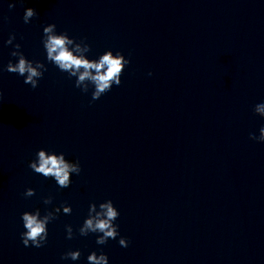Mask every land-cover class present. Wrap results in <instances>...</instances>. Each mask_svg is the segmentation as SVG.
Returning a JSON list of instances; mask_svg holds the SVG:
<instances>
[{"label":"water","instance_id":"water-1","mask_svg":"<svg viewBox=\"0 0 264 264\" xmlns=\"http://www.w3.org/2000/svg\"><path fill=\"white\" fill-rule=\"evenodd\" d=\"M49 24L90 60L123 54L121 84L95 101L93 85L75 87L47 61ZM16 44L47 68L36 89L3 71ZM260 103L264 0H0V264H88L94 251L108 264H264V143L249 139ZM40 150L79 161L69 188L28 167ZM108 200L120 236L98 245L79 228ZM61 204L72 213L48 224L47 244L25 247L22 214Z\"/></svg>","mask_w":264,"mask_h":264},{"label":"clouds","instance_id":"clouds-1","mask_svg":"<svg viewBox=\"0 0 264 264\" xmlns=\"http://www.w3.org/2000/svg\"><path fill=\"white\" fill-rule=\"evenodd\" d=\"M14 7V4L9 5L10 9ZM37 15L34 9H26L23 16L24 23H29ZM14 40L15 35H10L6 44L12 45ZM42 43L46 50L47 61L54 64L60 71L67 72L70 78H77L75 87L87 93L89 84L94 86L93 101L99 100L102 95L111 91L113 85L119 86L123 71L130 64V60L126 59L123 54L117 52L114 55L111 50L106 51L98 59H88L86 54L91 51L90 45L83 40L77 43L74 39L69 38L67 33L58 34L55 24H49L43 28ZM14 47L16 50L11 53V56L18 58V63L13 64L9 61L3 71L24 76V83L36 89L47 68L43 63L28 60L20 51L21 46L19 44ZM149 75H152V73H149ZM254 113L264 118V103L257 104ZM249 139L264 143V127L260 129L259 137L250 134ZM36 155L37 159L30 162L28 167L45 179H54L61 189L69 188L72 183L71 175L75 173L78 176L81 172L79 161L70 162L65 159L63 153L55 154L40 150ZM35 194V190L32 188L24 192L26 198ZM43 203L45 205L51 204L52 198L44 199ZM61 209L65 215H71L72 213L71 207L64 204L52 211H47L43 216H41L39 209H36L35 212H24L21 219L25 231L20 236L23 245L35 248L44 247L47 244L48 224L58 218ZM119 215V211L111 200L99 204V210H97V205L92 203L89 205L88 217L79 228V235L86 237L90 233L98 234L96 243L105 245L109 239L115 240L120 236L119 225L115 223ZM66 233V239L71 240L74 238L73 228L70 225L66 226ZM129 243L130 241L126 238L121 237L119 239L121 247L127 248ZM80 256L81 252L79 250L68 251L62 255L61 259L76 261ZM87 261L88 264H108V257L102 252L97 255L94 251L87 257Z\"/></svg>","mask_w":264,"mask_h":264}]
</instances>
